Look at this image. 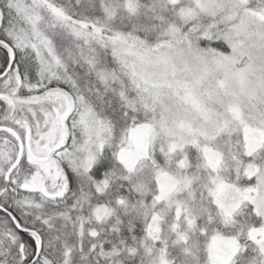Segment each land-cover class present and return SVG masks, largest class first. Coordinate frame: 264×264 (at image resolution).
Listing matches in <instances>:
<instances>
[{
    "label": "snow or ice",
    "instance_id": "1",
    "mask_svg": "<svg viewBox=\"0 0 264 264\" xmlns=\"http://www.w3.org/2000/svg\"><path fill=\"white\" fill-rule=\"evenodd\" d=\"M0 264H264V0H0Z\"/></svg>",
    "mask_w": 264,
    "mask_h": 264
}]
</instances>
